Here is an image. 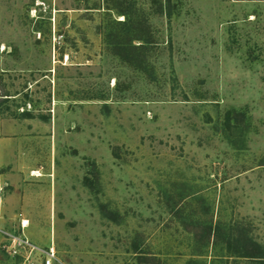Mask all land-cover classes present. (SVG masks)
I'll return each instance as SVG.
<instances>
[{
  "label": "rangeland",
  "instance_id": "374dc122",
  "mask_svg": "<svg viewBox=\"0 0 264 264\" xmlns=\"http://www.w3.org/2000/svg\"><path fill=\"white\" fill-rule=\"evenodd\" d=\"M0 123V264H264V0H0Z\"/></svg>",
  "mask_w": 264,
  "mask_h": 264
},
{
  "label": "crops",
  "instance_id": "0c3cea01",
  "mask_svg": "<svg viewBox=\"0 0 264 264\" xmlns=\"http://www.w3.org/2000/svg\"><path fill=\"white\" fill-rule=\"evenodd\" d=\"M4 126L2 123H0V131L1 128ZM10 138H2L0 134V189L3 190L4 186L6 184V179L11 178L13 176H19L21 170H17L16 168L10 170V163L8 161L12 160V155L15 154L14 148L10 146L9 141ZM9 163V164H8ZM12 163V162H11ZM14 172V173H13ZM38 173L40 176V173L37 170H34V173ZM7 196L3 199L0 197V214L1 215H9L11 216L12 212L14 213V210L16 211H23L24 213L29 212L32 210L33 207H31L30 197L27 195V193H22L21 195L13 194V193H7ZM11 213V214H10ZM22 221L28 220L24 219ZM27 225V223H25ZM29 225V223H28Z\"/></svg>",
  "mask_w": 264,
  "mask_h": 264
},
{
  "label": "built area",
  "instance_id": "2783aa9c",
  "mask_svg": "<svg viewBox=\"0 0 264 264\" xmlns=\"http://www.w3.org/2000/svg\"><path fill=\"white\" fill-rule=\"evenodd\" d=\"M22 222V229H24ZM9 252L15 256L22 257L26 264H54L56 253L54 247L48 250H41L34 246L24 235L10 234Z\"/></svg>",
  "mask_w": 264,
  "mask_h": 264
},
{
  "label": "trees",
  "instance_id": "16d2710c",
  "mask_svg": "<svg viewBox=\"0 0 264 264\" xmlns=\"http://www.w3.org/2000/svg\"><path fill=\"white\" fill-rule=\"evenodd\" d=\"M229 250L233 248V256L238 258H246V259H253V260H264V252L263 249L256 244L255 242H252L251 240H248V243L246 245H242V239L239 237H230L228 239V247Z\"/></svg>",
  "mask_w": 264,
  "mask_h": 264
},
{
  "label": "bare ground",
  "instance_id": "6f19581e",
  "mask_svg": "<svg viewBox=\"0 0 264 264\" xmlns=\"http://www.w3.org/2000/svg\"><path fill=\"white\" fill-rule=\"evenodd\" d=\"M37 176H39V174L36 172ZM24 223V222H23ZM24 227H26V225L24 224Z\"/></svg>",
  "mask_w": 264,
  "mask_h": 264
}]
</instances>
